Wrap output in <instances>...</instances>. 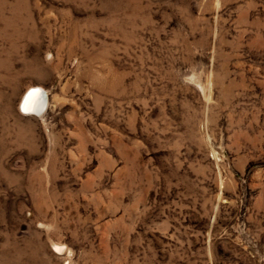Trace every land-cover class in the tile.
Segmentation results:
<instances>
[{"label": "rangeland", "instance_id": "obj_1", "mask_svg": "<svg viewBox=\"0 0 264 264\" xmlns=\"http://www.w3.org/2000/svg\"><path fill=\"white\" fill-rule=\"evenodd\" d=\"M0 264H264V0H0Z\"/></svg>", "mask_w": 264, "mask_h": 264}, {"label": "bare ground", "instance_id": "obj_2", "mask_svg": "<svg viewBox=\"0 0 264 264\" xmlns=\"http://www.w3.org/2000/svg\"><path fill=\"white\" fill-rule=\"evenodd\" d=\"M47 108V96L39 86L29 87L21 96L18 110L26 115H41ZM42 116V115H41ZM60 249L59 247H56ZM55 248V249H56Z\"/></svg>", "mask_w": 264, "mask_h": 264}]
</instances>
